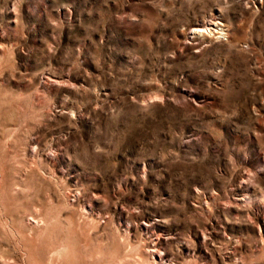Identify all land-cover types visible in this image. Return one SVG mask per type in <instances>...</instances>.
Returning <instances> with one entry per match:
<instances>
[{
  "label": "rangeland",
  "instance_id": "obj_1",
  "mask_svg": "<svg viewBox=\"0 0 264 264\" xmlns=\"http://www.w3.org/2000/svg\"><path fill=\"white\" fill-rule=\"evenodd\" d=\"M0 264H264V0H0Z\"/></svg>",
  "mask_w": 264,
  "mask_h": 264
}]
</instances>
